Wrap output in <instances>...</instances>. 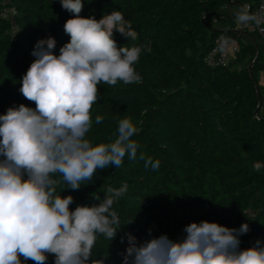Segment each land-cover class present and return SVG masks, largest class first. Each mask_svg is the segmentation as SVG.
I'll list each match as a JSON object with an SVG mask.
<instances>
[{
    "label": "trees",
    "instance_id": "1",
    "mask_svg": "<svg viewBox=\"0 0 264 264\" xmlns=\"http://www.w3.org/2000/svg\"><path fill=\"white\" fill-rule=\"evenodd\" d=\"M260 1L83 0L82 17L99 20L115 10L131 22L137 40L116 33L119 45L151 48L135 64L140 83L97 86L87 137L107 143L118 121L129 118L138 129L132 137L140 145L138 156L160 162L152 170L126 155L121 167L98 170L79 190L57 188L73 197L74 210L98 204L97 195L102 202L107 186L128 185L113 205L121 227L111 241L98 236L89 264H123L127 233L137 244L161 235L179 241L185 226L201 221L237 229L247 223L240 249L258 240L264 245V169H253L255 161L264 162V39L241 31L236 20L247 3ZM70 18L60 0H0V115L19 104L35 108L20 93V81L38 40L55 38L59 55L70 39L64 32ZM219 40H236L240 50L235 61L213 66L206 58ZM54 261L50 254L46 264Z\"/></svg>",
    "mask_w": 264,
    "mask_h": 264
},
{
    "label": "clouds",
    "instance_id": "2",
    "mask_svg": "<svg viewBox=\"0 0 264 264\" xmlns=\"http://www.w3.org/2000/svg\"><path fill=\"white\" fill-rule=\"evenodd\" d=\"M60 3L72 13L64 24L69 41L57 55L55 38L38 40L31 53L35 59L20 81V93L35 108L19 104L0 115V264H23L21 257L46 264L50 254L54 264H89L98 236L111 241L121 227L113 205L128 185L107 186L102 202L97 195L98 204L77 205L74 210L73 197L61 196L57 188L79 190L98 170L121 167L126 155L152 170L160 164L142 152L138 156L140 145L132 139L138 129L129 118L118 121L116 136L107 143L87 137L97 86L140 83L135 64L150 46L117 43L116 33L129 41L138 38L121 11L97 20L80 15L83 0ZM252 19L244 11L236 16L239 23ZM102 122L97 115L95 123ZM253 169H264V162L255 161ZM248 231L247 223L237 229L192 222L185 226L182 240L161 235L142 244L127 233L123 264H264L259 240L252 247H239L240 235Z\"/></svg>",
    "mask_w": 264,
    "mask_h": 264
},
{
    "label": "built area",
    "instance_id": "3",
    "mask_svg": "<svg viewBox=\"0 0 264 264\" xmlns=\"http://www.w3.org/2000/svg\"><path fill=\"white\" fill-rule=\"evenodd\" d=\"M245 12L253 16L254 19L249 20L247 23H241L240 29L243 32L258 33L264 39V0H261L256 6L251 3L245 5ZM16 13L12 10V14ZM240 50L239 44L236 40H231L224 42L219 40L212 50V52L207 56L206 60L213 66L219 64H228V54H236Z\"/></svg>",
    "mask_w": 264,
    "mask_h": 264
},
{
    "label": "rangeland",
    "instance_id": "4",
    "mask_svg": "<svg viewBox=\"0 0 264 264\" xmlns=\"http://www.w3.org/2000/svg\"><path fill=\"white\" fill-rule=\"evenodd\" d=\"M235 59H236V54H231V53L228 54V60H227L228 63L235 61ZM243 65H244V63H243ZM243 65L240 64V65H238V67H242ZM261 83L264 84V73L261 74Z\"/></svg>",
    "mask_w": 264,
    "mask_h": 264
},
{
    "label": "crops",
    "instance_id": "5",
    "mask_svg": "<svg viewBox=\"0 0 264 264\" xmlns=\"http://www.w3.org/2000/svg\"><path fill=\"white\" fill-rule=\"evenodd\" d=\"M224 42H227V41H224ZM261 84H263V83H261ZM264 85V84H263Z\"/></svg>",
    "mask_w": 264,
    "mask_h": 264
}]
</instances>
